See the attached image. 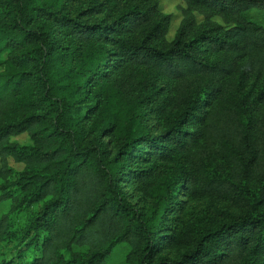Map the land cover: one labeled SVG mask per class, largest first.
I'll use <instances>...</instances> for the list:
<instances>
[{
    "label": "trees",
    "instance_id": "obj_1",
    "mask_svg": "<svg viewBox=\"0 0 264 264\" xmlns=\"http://www.w3.org/2000/svg\"><path fill=\"white\" fill-rule=\"evenodd\" d=\"M185 2L166 42L156 2L127 7L116 26L70 16L65 0H0V239L22 247L0 264H106L120 241L126 264H264V87L234 79L264 75V0ZM111 59L171 83L129 92ZM148 111L166 120L158 132ZM21 132L32 142L10 140ZM127 176L146 205L128 198ZM196 186L220 203L165 228L178 191ZM174 242L178 255L163 251Z\"/></svg>",
    "mask_w": 264,
    "mask_h": 264
},
{
    "label": "rangeland",
    "instance_id": "obj_2",
    "mask_svg": "<svg viewBox=\"0 0 264 264\" xmlns=\"http://www.w3.org/2000/svg\"><path fill=\"white\" fill-rule=\"evenodd\" d=\"M153 2H156V7L159 12L169 15L170 22L164 38L166 42L171 41L177 33L180 22L184 16L181 7L186 5L185 0H65V7L68 10L70 16L77 14V19L79 20L86 22H116V26H119L117 20H119V16L127 7L133 5L142 6L144 4H151ZM194 14L196 25L193 31L195 33L203 26L205 17L196 11ZM258 15L259 19L264 20L263 13L258 12ZM211 19L223 24L222 19L219 16H213ZM64 32V30L61 31V33ZM115 32L111 34H115ZM112 62V64H114L111 68L112 73L115 74L120 80L128 79L126 81L130 84L129 92L134 89H136L139 93L143 92L144 90L150 88L149 86L151 81H154L157 85L171 83L169 79L153 72L152 70H148L147 68H131L128 65L121 66L119 62L114 60ZM1 68L2 67H0V69ZM131 78H133V80H130ZM234 79L236 83L241 84L245 91L260 90L264 87V75L243 77V75L237 73L234 76ZM106 82L107 81L104 80L103 85H105ZM136 83L141 85L139 89L134 87ZM145 119L154 132H158L166 124V120L161 114H156L152 111L147 112ZM189 121L190 125L196 124L194 117ZM10 140L19 144L32 142L29 134L26 132L13 135L10 137ZM112 145L116 146L115 141ZM175 160H177V157H175L173 160L162 161L163 171L161 173L164 176L170 175V173L167 174V172L171 166H173ZM8 165L13 168L22 167V163L15 162L11 158L9 159ZM140 165L141 164L134 162L131 163V166ZM220 168L221 167L217 166L216 163L210 162L209 172L219 174L221 172ZM122 187L125 190L128 198L132 202H135L138 206L146 205V203H148L151 198L149 191L144 190L141 183L132 177L127 176L122 182ZM177 200L179 204L177 205L178 208L168 211L164 222L166 226L165 228H179L184 224H188L186 221L193 220L199 210L202 209L206 204L210 202L215 204L220 203L216 198L202 194L197 186L188 192L180 189L177 193ZM8 208V200L0 204V212L7 211ZM22 220L23 215L17 216V223H20ZM19 247L20 243L16 239H0V258H9ZM182 249V243L174 242L166 243L163 251L169 253L170 255L176 256ZM126 251V243L123 241L118 242L108 256L106 264H126ZM24 256L29 257L30 254L25 252Z\"/></svg>",
    "mask_w": 264,
    "mask_h": 264
}]
</instances>
